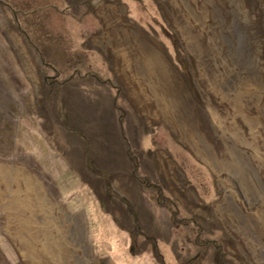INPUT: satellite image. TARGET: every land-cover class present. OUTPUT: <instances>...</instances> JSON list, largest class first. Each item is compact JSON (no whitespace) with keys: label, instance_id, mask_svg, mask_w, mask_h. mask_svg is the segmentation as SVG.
Here are the masks:
<instances>
[{"label":"rangeland","instance_id":"obj_1","mask_svg":"<svg viewBox=\"0 0 264 264\" xmlns=\"http://www.w3.org/2000/svg\"><path fill=\"white\" fill-rule=\"evenodd\" d=\"M184 1L189 39L167 8L174 0H0V174L16 167L36 180L72 224L74 263L264 264L237 247L248 252L252 241L220 212L236 197L223 201L218 173L240 194L243 182L262 186L264 0ZM146 39L168 65H155L150 81L181 83L173 110L138 74L135 47L147 51ZM118 44L131 60L124 68ZM241 87L240 107L229 95ZM50 222L59 241L60 220ZM7 225L0 208V264H21Z\"/></svg>","mask_w":264,"mask_h":264},{"label":"bare ground","instance_id":"obj_2","mask_svg":"<svg viewBox=\"0 0 264 264\" xmlns=\"http://www.w3.org/2000/svg\"><path fill=\"white\" fill-rule=\"evenodd\" d=\"M174 1L175 2H173V3L172 2L168 3L167 5H169V6L167 8L171 12H173L172 14L175 17L174 18L175 24H176L177 28L179 29V32L182 33L185 38L189 39L190 35H191L190 31L187 28L185 29V27H184L185 24H184V21L182 19V16L178 14V11L182 10V8L187 9L186 5L188 4V2H186L184 0H174ZM99 7H101V6H99ZM187 7L190 8L189 6H187ZM106 13H108V12H106ZM101 17H102V15H101ZM108 24L112 25V22H109ZM125 28L121 29V30H123L124 40L127 41L128 40V37L126 35V32H127L126 29L127 28L126 29ZM119 35H120V33H119ZM191 36H193V35H191ZM145 41L147 44H149V42H148L149 40L147 41V39H146ZM194 43L197 44V42H195V41H194ZM115 45H116V41L114 43V47H115ZM117 48H118L117 51L116 50L115 51L118 53V58L120 61H122L121 63L123 64V68H124L125 67L124 61H126V59H129L128 58L129 55L126 57V52H125L126 49H125V46L123 44H118ZM135 51H136V53L139 52L141 55V56H139L138 54H136V59H138L136 63L138 64L137 67H139L138 74L140 75L141 79H144L146 82L145 89L150 90L154 94L155 100H157L160 103H161V101H163V103H164V108L162 107L163 111H167L169 109L173 110L170 99L171 98L177 99L176 94L179 92L177 89L179 87V90H180V84L181 83L179 82V84H176L177 82H175V81L168 82L167 84L162 82V81L159 83H155V81L151 82L150 78L152 76L151 75L152 69H156L155 67L157 65L158 66L166 65V63L161 58L160 53L151 44H149L148 50L145 51V47L143 46V44H141L140 41H138L136 43ZM20 52H21V50H20ZM148 53L150 56H148L147 60L144 61V59H145L144 55L147 57ZM22 57L24 58V56H22ZM24 64H25V62H24ZM166 66H168V65H166ZM128 68H129V66H128ZM162 70H163V67H162ZM169 72H170L171 76L174 78L175 76L173 75V73L170 70L167 71L168 75H169ZM153 73H155V72H153ZM156 77H157V75H156ZM168 77H166V78H168ZM166 78H165V80H166ZM174 80H175V78H174ZM156 81H158V80H156ZM137 82L139 83V81H137ZM138 90L139 89H137L135 86H131V92L133 94H137ZM226 90L227 89H225L222 84L219 83L216 85L215 91L218 95L223 96L224 94H226ZM239 90H238V92H235L229 96H231L232 99L234 97L237 98V100H238L237 102L240 104V107H241V106H244L246 104V102H245V99L242 95L244 93V91L242 90V87ZM180 92H181V90H180ZM174 94L176 95V97ZM254 97L256 98L255 95H254ZM218 99L224 104V101H225L224 98L218 97ZM157 101H156L157 105L162 104V103L158 104ZM230 102L232 103V101H230ZM251 104H252L253 108L255 109V111L252 112V116H248V118L245 116V118H246L245 124L248 127H249V125H252L250 123H254V124L257 123L258 119L260 117V107H261L260 100L256 99L255 101H252ZM237 106H238L237 103L233 102L231 104V109L236 110V109H238ZM190 107H192V106H190ZM158 110H159V108H158ZM243 114H244V112H243ZM173 117L175 118L176 116H173ZM186 117H188V116H186ZM171 118H172V116H171ZM180 118L182 119V117H180ZM171 121H174V119ZM176 124H178V123H176ZM186 124H185V126H186ZM172 126L174 127L175 125L172 124ZM178 126H179V124H178ZM232 126H233V124H232ZM188 128L189 127H187V129ZM250 128L251 127H249V130H251ZM179 131H181L180 128H179ZM185 131H186V128H185L184 132ZM184 132H183V134H184ZM189 135L190 134H188V136ZM184 139H186V138H184ZM189 140H190V138H189ZM247 140H248V138H247ZM192 141H193V139H192ZM240 141H242V140H240ZM191 145H192V142H191ZM246 145H248V144L246 143ZM197 148H198V146H197ZM245 148H246V146H245ZM203 151H205V150H203ZM201 153H202V151H201ZM203 153H205V152H203ZM212 160H215V159L212 158L211 161ZM212 162L214 163V161H212ZM243 165H246V164L244 163ZM243 165H241V166H243ZM249 168L247 167L246 169H249ZM218 171H219L218 173H219V178H220V184L223 188V194H222L223 195V201L225 202L227 197L229 198L230 196H234V198L236 197L235 198L236 207L233 210H231V211L228 210V206L224 205L227 207L221 206L220 212L224 211L226 213L225 215L228 216V220H226V219H224V220H226V223H228L230 226H232L234 229H236L237 232L240 233L244 237V240L252 241V243L249 244L250 248H249L248 252H246V250H244L241 242H239V241L236 242L237 247L240 250H242L243 252L247 253L251 259H254L255 261H258L259 259H261L262 261H264V158L256 159V162L254 165V173L256 174L257 182H259L262 185V186L260 185L261 188L259 187L260 191H258L259 189H256V192H252L253 190L252 191L250 190V188L253 184H255V185H253L252 187L257 186V184L255 183L254 180L253 181L250 180V183H248V184L243 182V184H242L243 189L241 188L242 193L240 194L239 192H236V189H235V191L233 190L232 184L227 183L226 175L221 171V169H219ZM238 173H239V171H238ZM239 175H241V174H239ZM246 185L249 186L250 188L249 187L246 188ZM235 186H237V185H235ZM229 199H227V201ZM244 204H245V206H244ZM0 206H1L0 208H2L3 212L6 214L7 222H12V224H13V226H11V227L7 225L6 231L9 234V236L11 237V239L13 240L16 248L18 249L19 253L21 254V257L23 258V260L21 261V264H77V263H74L73 258H72V256L73 257L75 256L73 251H76L78 248L77 246L74 248V246H73L74 243H72L73 239H75V238L70 239L68 236L69 232L67 234L65 231L66 225L68 227H70L72 224L71 225L65 224V222H64L65 217H63V215L60 213V211L56 207V205L54 203L50 202V200L42 192L41 187L38 185L36 180H32L31 176L27 172H25L22 168H16V167L9 168L8 170H5L3 174H0ZM218 208H220V207H218ZM224 212H222V213H224ZM49 219L53 222L55 221L54 223L56 225H57L58 219L60 220V227H62L63 232L60 234L59 241H58V239H55L54 237H52L50 233H48V227H51V224H52ZM72 232H75V231H72ZM236 236H238V235H236ZM235 239H236V237H235ZM76 256L78 257L77 260L80 259V255L79 256L76 255Z\"/></svg>","mask_w":264,"mask_h":264}]
</instances>
